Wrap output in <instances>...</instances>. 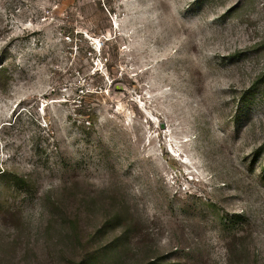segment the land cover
<instances>
[{
	"label": "rangeland",
	"instance_id": "obj_1",
	"mask_svg": "<svg viewBox=\"0 0 264 264\" xmlns=\"http://www.w3.org/2000/svg\"><path fill=\"white\" fill-rule=\"evenodd\" d=\"M0 264H264V0H0Z\"/></svg>",
	"mask_w": 264,
	"mask_h": 264
}]
</instances>
